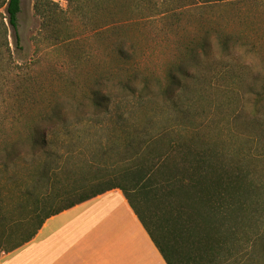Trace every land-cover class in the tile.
Segmentation results:
<instances>
[{"label":"rangeland","instance_id":"1","mask_svg":"<svg viewBox=\"0 0 264 264\" xmlns=\"http://www.w3.org/2000/svg\"><path fill=\"white\" fill-rule=\"evenodd\" d=\"M128 5L20 0L17 46L3 19L9 52L0 46V252L32 229L38 199L70 188L86 194L109 182L107 172L116 168L125 139L121 133L130 126L155 133L184 117L160 90L168 85L169 68L184 63L190 51L202 59L203 39L209 53L199 81L175 100L188 109L185 124L247 169L256 189L255 232H264V0H145L143 15L136 9L132 23ZM0 14L5 16L3 8ZM222 36L229 37L227 52ZM144 84L155 95L151 105L137 98ZM97 93L110 99L109 114L93 116L89 104ZM55 108L62 119L46 134L53 152L47 160L54 159L53 180L46 183L39 176L43 156L27 140L31 129L44 131L54 121ZM256 118L259 124L251 126ZM76 198H54L45 210Z\"/></svg>","mask_w":264,"mask_h":264},{"label":"trees","instance_id":"2","mask_svg":"<svg viewBox=\"0 0 264 264\" xmlns=\"http://www.w3.org/2000/svg\"><path fill=\"white\" fill-rule=\"evenodd\" d=\"M65 1L73 6L82 0ZM121 1L128 2V7L131 8L130 18L145 2L108 0L115 5ZM201 1L220 4L225 0ZM2 8L5 16L0 14V32L3 40L0 46L9 52L3 19L7 20L8 26L14 31L17 46L20 0H0V9ZM140 12L143 15L142 9ZM134 19L136 18H131L129 23ZM220 40L224 49L222 50L227 52L229 37L222 36ZM198 48L202 59H199L200 55L196 50L190 51L184 63L180 61L169 68L168 85L160 90L164 100L184 116L183 118H187L188 109L182 105L180 108L175 97L190 83L197 84L199 81L200 70L205 67L204 57L209 53L207 40L203 39ZM125 87L129 96L135 94L136 90L129 82ZM154 96L148 85L144 84L137 98L148 101L151 105ZM110 104L108 97L97 93L93 94L89 105L92 107L93 116L98 117L109 114ZM137 104L141 106L140 102ZM61 115L59 108L53 109L50 118L56 121L47 124L44 131L34 127L30 130L31 137L27 140L33 153L39 151L40 156H43L39 176L46 183L53 180L48 174L50 165L54 162V159L51 163L48 161L52 160L53 152L46 134L53 133L58 126L57 122L62 119ZM116 117L117 121L121 119L120 114ZM183 118L173 125H164L165 127L155 133L146 128L147 123L142 125L145 127L141 130L139 125H135L130 126L131 131L122 132L121 135L125 138L122 150L116 154L117 158L113 161L117 166L113 172H107L113 180L104 181L100 187L86 194H82L80 188L64 190L60 196L67 199L77 198L52 210L46 211V204L60 196H53L50 192L44 198L38 199L31 209L35 220L32 229L6 252H11L30 241L44 220L50 216L107 191L118 189L165 264H264V232H255L253 206L256 205V189L248 179L247 169L242 167L239 158H234L223 148L210 144L194 129L193 124L187 122L193 129L189 135V125L185 124ZM62 124L68 129L64 122ZM117 124L116 122L115 125ZM255 124H259L257 118L250 123L251 126ZM109 152L113 153L111 150ZM26 223L27 221L20 225L24 226Z\"/></svg>","mask_w":264,"mask_h":264},{"label":"crops","instance_id":"3","mask_svg":"<svg viewBox=\"0 0 264 264\" xmlns=\"http://www.w3.org/2000/svg\"><path fill=\"white\" fill-rule=\"evenodd\" d=\"M0 264H165L118 189L45 219L30 241L0 252Z\"/></svg>","mask_w":264,"mask_h":264}]
</instances>
